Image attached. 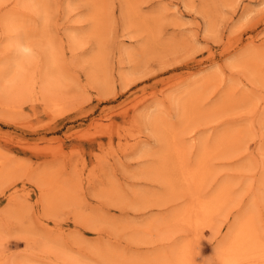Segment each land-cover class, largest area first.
I'll return each instance as SVG.
<instances>
[{"label":"rangeland","instance_id":"1","mask_svg":"<svg viewBox=\"0 0 264 264\" xmlns=\"http://www.w3.org/2000/svg\"><path fill=\"white\" fill-rule=\"evenodd\" d=\"M186 171L225 201L197 232ZM231 238L264 264V0H0V264H226Z\"/></svg>","mask_w":264,"mask_h":264},{"label":"bare ground","instance_id":"2","mask_svg":"<svg viewBox=\"0 0 264 264\" xmlns=\"http://www.w3.org/2000/svg\"><path fill=\"white\" fill-rule=\"evenodd\" d=\"M180 153H182V152H180ZM179 155H181V154H179ZM184 179L186 182V188L194 196L193 203L191 205V208L186 213V216L184 218V222L187 224V226L191 230L193 229L196 232H197L198 227L210 228L211 225H213L212 221H213L214 214L218 211L219 207H221L225 204V201L223 202V200H222V198H223L222 193L220 192V195L217 198L215 196H212L211 198H208V200H206L203 198V196L201 194V191H200L201 189L199 188L200 187L199 183H202V182H201V180L200 181L198 180L196 171H192L190 173L188 171H186ZM196 232H195V234H198ZM239 233L240 232H237V235H239ZM237 244H238L237 238H231V241H229L228 244L225 245L223 252H224V256L227 257L226 258L227 263L225 262L226 264H231L229 262L228 258H230V257H232V255L236 254ZM189 247H190V243H187L185 246H183V248L181 250V254L179 256L181 260H184L186 262H188L189 261L188 259H190V257H189L190 256V248ZM180 262L181 261H179V263Z\"/></svg>","mask_w":264,"mask_h":264}]
</instances>
